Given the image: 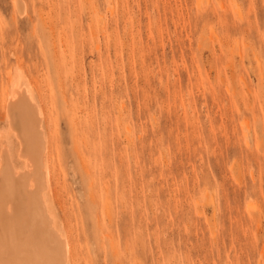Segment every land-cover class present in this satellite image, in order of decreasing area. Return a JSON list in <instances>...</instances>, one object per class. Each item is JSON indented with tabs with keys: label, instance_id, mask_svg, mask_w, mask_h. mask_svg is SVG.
<instances>
[{
	"label": "rangeland",
	"instance_id": "rangeland-1",
	"mask_svg": "<svg viewBox=\"0 0 264 264\" xmlns=\"http://www.w3.org/2000/svg\"><path fill=\"white\" fill-rule=\"evenodd\" d=\"M12 1L0 88L51 109L75 261L264 264V0Z\"/></svg>",
	"mask_w": 264,
	"mask_h": 264
},
{
	"label": "bare ground",
	"instance_id": "bare-ground-1",
	"mask_svg": "<svg viewBox=\"0 0 264 264\" xmlns=\"http://www.w3.org/2000/svg\"><path fill=\"white\" fill-rule=\"evenodd\" d=\"M27 1H12L20 15L28 12ZM22 78L16 69L5 94L0 88V111L6 107L10 131L4 128L19 140L18 153L7 147L9 141L0 147V264H79L52 204L56 170L46 157L54 133L48 128L52 112L40 106Z\"/></svg>",
	"mask_w": 264,
	"mask_h": 264
}]
</instances>
